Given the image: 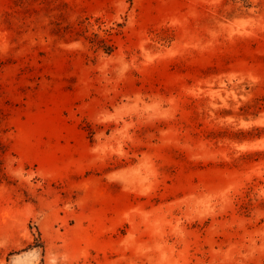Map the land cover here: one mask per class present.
Here are the masks:
<instances>
[{
  "label": "rangeland",
  "instance_id": "obj_1",
  "mask_svg": "<svg viewBox=\"0 0 264 264\" xmlns=\"http://www.w3.org/2000/svg\"><path fill=\"white\" fill-rule=\"evenodd\" d=\"M0 264H264V0H0Z\"/></svg>",
  "mask_w": 264,
  "mask_h": 264
},
{
  "label": "trees",
  "instance_id": "obj_2",
  "mask_svg": "<svg viewBox=\"0 0 264 264\" xmlns=\"http://www.w3.org/2000/svg\"><path fill=\"white\" fill-rule=\"evenodd\" d=\"M104 41V44H102V46L106 49V51L107 52H110V51H112L113 49H112V45H109V44H107V42L105 41V40H103Z\"/></svg>",
  "mask_w": 264,
  "mask_h": 264
}]
</instances>
